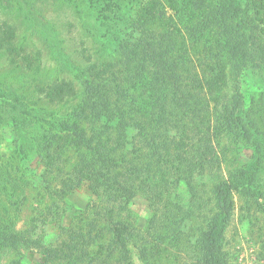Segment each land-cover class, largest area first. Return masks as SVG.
Segmentation results:
<instances>
[{"label": "rangeland", "instance_id": "obj_1", "mask_svg": "<svg viewBox=\"0 0 264 264\" xmlns=\"http://www.w3.org/2000/svg\"><path fill=\"white\" fill-rule=\"evenodd\" d=\"M215 1L0 0V228L35 244L31 249L0 247V264H48L39 247L59 245L69 228L81 227L101 204L87 183L72 181L78 151L67 144L68 136L57 141L56 124L69 119L78 105L84 77L101 65L116 63L118 53L109 33L120 29L125 17L149 14L150 27L171 36L173 56L195 64L218 39L215 26L200 20ZM248 14L256 42L264 47V0H255ZM224 65L228 75L232 62L225 60ZM239 83L244 107L264 133V66L243 70ZM194 100L200 107V98ZM211 105L202 111L207 113ZM209 120L200 115L190 125L211 135L212 148L206 154L211 165L196 169L189 186H170L163 201L152 200L165 211L170 227L162 264H193L192 241L213 205V185L239 174L244 182L230 197L233 211L225 230V260L264 264V158L260 162L254 148L231 136L214 139V123ZM257 165L258 171H253ZM170 170L165 179L169 183L175 175ZM124 207L121 219L140 229L147 226L152 212L145 194L133 196ZM188 210L194 211L190 220ZM108 239L104 236L89 251L99 252L102 259Z\"/></svg>", "mask_w": 264, "mask_h": 264}, {"label": "trees", "instance_id": "obj_2", "mask_svg": "<svg viewBox=\"0 0 264 264\" xmlns=\"http://www.w3.org/2000/svg\"><path fill=\"white\" fill-rule=\"evenodd\" d=\"M254 1H215L200 20L215 26L218 39L195 64L173 56L171 36L150 27L153 17L149 14L125 17L123 28L109 33L118 53L116 63L101 65L84 77L78 105L69 119L56 124L57 141L68 136L67 144L78 151L72 181L79 178L77 183H87L101 204L81 227L69 228L59 245L39 247L48 264H162L170 227L165 211L152 200L163 201L170 186H189L196 169L211 165L206 156L212 148L211 135L190 125L200 115L213 121L214 139L231 136L254 148L263 161L264 133L244 107L239 83L243 70L264 66V47L256 42L248 17ZM225 60L232 62L228 75ZM224 89L227 95L221 94ZM195 97L200 98V107ZM210 103V110L202 111ZM202 142L205 146L200 147ZM258 166L252 170L257 172ZM170 169L175 171L171 183L165 180ZM235 176L212 187L213 205L204 228L192 241L193 264H227L223 248L233 211L230 197L244 182V175ZM140 193L152 212L143 229L120 218L124 206ZM193 213L188 210L186 220ZM106 235L109 239L101 259L99 252L89 249ZM34 245L32 239L0 228V247L17 250Z\"/></svg>", "mask_w": 264, "mask_h": 264}]
</instances>
